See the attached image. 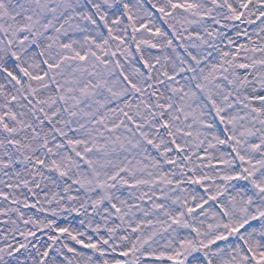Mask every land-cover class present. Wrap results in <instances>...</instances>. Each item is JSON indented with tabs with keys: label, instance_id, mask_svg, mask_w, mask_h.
<instances>
[{
	"label": "snow or ice",
	"instance_id": "6c2138e0",
	"mask_svg": "<svg viewBox=\"0 0 264 264\" xmlns=\"http://www.w3.org/2000/svg\"><path fill=\"white\" fill-rule=\"evenodd\" d=\"M0 264H264V0H0Z\"/></svg>",
	"mask_w": 264,
	"mask_h": 264
}]
</instances>
